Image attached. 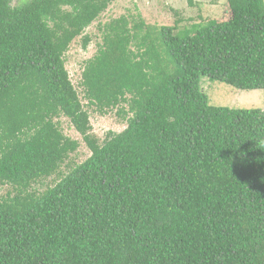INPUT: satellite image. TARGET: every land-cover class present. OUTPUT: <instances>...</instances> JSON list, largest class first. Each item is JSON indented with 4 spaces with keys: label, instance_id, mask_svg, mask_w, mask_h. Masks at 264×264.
<instances>
[{
    "label": "trees",
    "instance_id": "trees-1",
    "mask_svg": "<svg viewBox=\"0 0 264 264\" xmlns=\"http://www.w3.org/2000/svg\"><path fill=\"white\" fill-rule=\"evenodd\" d=\"M113 1L0 0V264H264V110L200 86L264 90V0L183 28L104 23L80 85L125 127L99 141L64 54ZM60 117L90 155L39 191L79 147Z\"/></svg>",
    "mask_w": 264,
    "mask_h": 264
},
{
    "label": "rangeland",
    "instance_id": "rangeland-1",
    "mask_svg": "<svg viewBox=\"0 0 264 264\" xmlns=\"http://www.w3.org/2000/svg\"><path fill=\"white\" fill-rule=\"evenodd\" d=\"M23 0H12V5H18ZM114 0L101 15L83 32L90 36L91 41L87 49L81 47V36L72 41L68 51L64 54L65 68L69 78L78 92L79 98L89 113V120L92 126V133L102 141L106 132H119L125 127V121L116 113V108L110 110L107 115L97 112L94 106L87 105L83 96V89L80 85L81 72L84 63L92 58L97 50V44L101 40V27L111 19L121 15L128 16L132 21L140 14L145 25L171 26L177 17L182 18L179 28L192 23H199L209 19L217 21L226 20L230 17V10L227 0ZM176 14L173 13V11ZM200 86L207 94L209 103L215 106H227L230 108H260L264 110V90H240L219 81H212L203 76L200 79ZM63 134L79 143L78 149L69 155L61 165L58 172L49 178L40 180L32 185L39 191L53 186L62 176L66 175L71 168L83 162L90 151L69 121L60 117L56 119ZM9 186L0 187V195H5Z\"/></svg>",
    "mask_w": 264,
    "mask_h": 264
}]
</instances>
